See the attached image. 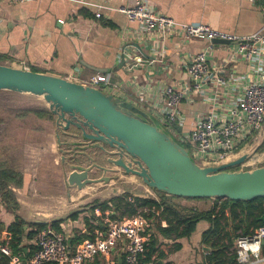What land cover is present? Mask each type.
Masks as SVG:
<instances>
[{"label": "crops", "instance_id": "1", "mask_svg": "<svg viewBox=\"0 0 264 264\" xmlns=\"http://www.w3.org/2000/svg\"><path fill=\"white\" fill-rule=\"evenodd\" d=\"M137 1L182 23H204L240 36L252 35L264 27V0L257 3L249 0H33L22 3L0 0V61L65 78L78 70L79 77H89L98 72L93 69L97 67L118 84L116 95L134 103L140 102L137 94L140 86L187 82L186 65L193 55L209 46L207 40H185L182 34L164 36L159 31H152L148 38L137 39L138 24L129 21L123 13L103 8V15L96 16L99 4L119 7ZM123 53H137L143 62L132 68L126 62L122 64ZM209 63L212 67L224 65V75L234 70L243 81L251 78L250 66L244 60H236L229 43L215 44L209 52ZM241 84V81L234 85L208 81L206 95L218 89L222 92L221 100L229 103L238 99ZM206 95L191 93L181 103L180 109L185 115L183 130H193L203 115L216 110L217 105L207 101ZM13 96L19 100L11 101ZM0 99H6L5 107L14 113L4 115L0 110V163L19 172L22 182L20 185L9 184L17 199L16 208L8 207L0 194V242L9 240L8 228L17 216L28 223L25 229L29 230L34 229L32 223L62 219V234L70 248L75 249L80 236L84 240L91 236V228L85 219L91 217L89 207L95 200H110L124 193L159 199L156 189L134 175L126 176L122 184L112 180L86 185L82 189L70 186L67 178L71 169L67 163L74 152L69 143L76 141L61 134L63 144L59 145L56 117L37 113L49 110L48 103L43 97L9 90H0ZM157 101L162 103L160 98L155 103ZM14 127L17 133L7 139L15 131ZM247 142L241 153L245 152ZM262 153L255 151L254 155ZM222 199L225 198H181L176 201L185 207L205 211L213 209L217 203L220 205ZM75 211H79V217L70 218ZM96 215H101L100 210H96ZM228 216L229 211L226 212ZM90 221L96 225L95 221ZM153 222L150 232L157 234V252L153 258L158 259L163 253L160 264H207L213 240L207 244L203 233L212 227L209 221L201 220L189 237L181 238L164 236L157 231V226L168 225L166 220L154 219ZM234 223L230 219L228 224L223 220L222 236L240 234L247 229L246 224L235 229ZM46 230L56 231L50 225ZM93 230L96 235L100 231ZM105 230L103 228L102 232ZM25 244L37 247L35 238L25 240ZM117 263L126 264L123 244L114 249L111 256H98L84 264ZM256 264H264V261Z\"/></svg>", "mask_w": 264, "mask_h": 264}, {"label": "built area", "instance_id": "2", "mask_svg": "<svg viewBox=\"0 0 264 264\" xmlns=\"http://www.w3.org/2000/svg\"><path fill=\"white\" fill-rule=\"evenodd\" d=\"M13 1L22 3L33 0ZM249 1L257 3L260 0ZM97 6L96 16L98 18L103 15L101 9L108 8L123 13L129 21L137 23V39L148 38L152 31H159L164 36L178 33L182 34L185 40L201 39L210 43L207 48L193 55L186 65L187 82H166L155 87L140 86L137 88L140 102L136 104L164 124L189 149L199 165H217L230 160L233 156H239L243 144L255 133L262 131L264 128V27L252 35L240 36L204 23H182L142 1L119 7H107L102 4ZM215 39L229 41L236 60H244L250 66L251 78L243 81L235 75L234 70L229 75H224L222 74L226 72L222 69L224 65L219 67L210 65L209 52L217 44L214 42ZM123 57L131 68L143 62L142 56L137 53L127 55L123 53ZM78 72L79 70L70 77L71 80L113 94L117 92L118 84L112 82L108 74L95 72L89 77H79ZM208 81H216L221 85L229 83L234 85L241 81L242 84L238 88L241 94L237 100L224 103L221 100L222 92L218 89L214 90L211 95H206ZM191 93L206 95L207 101L217 105V108L203 115L198 120L196 128L186 131L182 128L185 115L180 105L189 98ZM159 98L162 103L158 101L155 103ZM261 165H264V152L260 155H252L239 167L240 169H251ZM106 221L108 224L105 233L98 231L94 239L83 240L75 249L70 248L64 234L49 230L39 231L35 236L38 249L26 263H22L17 255L12 256L8 245L2 246L1 250L11 256L13 264H42L45 262L84 264L98 256H111L113 250L123 244L126 264H144L143 257L151 236V222L141 213L122 220L107 219ZM234 248L238 264L263 262L264 227L255 229L249 235L238 237Z\"/></svg>", "mask_w": 264, "mask_h": 264}, {"label": "water", "instance_id": "3", "mask_svg": "<svg viewBox=\"0 0 264 264\" xmlns=\"http://www.w3.org/2000/svg\"><path fill=\"white\" fill-rule=\"evenodd\" d=\"M214 42L229 43L224 39ZM93 69L102 72L100 68ZM0 90L43 97L56 117L59 145L63 144L61 134L77 140V154L67 163L71 169L67 182L72 187L82 189L112 180L122 184L126 176L134 175L149 187L172 196L234 201L264 197V165L233 170L253 152L245 151L217 165L201 166L155 116L116 94L2 62Z\"/></svg>", "mask_w": 264, "mask_h": 264}, {"label": "trees", "instance_id": "4", "mask_svg": "<svg viewBox=\"0 0 264 264\" xmlns=\"http://www.w3.org/2000/svg\"><path fill=\"white\" fill-rule=\"evenodd\" d=\"M263 1V0H261ZM1 62V61H0ZM34 71H39L35 68H31ZM41 116L53 117L49 110L37 111ZM2 121L0 119V125ZM258 152H264V138L261 144L257 147ZM0 163V194L2 201L10 208H16L18 206L17 199L14 191L9 188L10 183L20 185L21 174L17 171H13L9 168H5ZM240 167H235L233 170H238ZM159 193V199L152 197L136 196L132 193H124L111 198L110 200L100 201L95 200L89 207V211L92 212L91 217L85 219L86 224L90 226L91 236L89 239H94L96 234L93 228H97L103 231V227L107 226V219L109 220H122L126 217H131L135 214H143L151 223L155 219L166 220L168 225L162 227L157 226L156 229L159 233L166 236L176 237H189L196 229L197 224L201 220H207L212 224L209 230L203 233V239L207 244L213 240L212 250L207 256V264H238L237 256L235 252V240L240 236L249 235L254 232L255 229L264 227V197L255 198L249 201H234L228 198L222 199V203L215 205L211 210L201 211L194 208H189L181 205L176 199H204L193 197H180L168 195L162 191ZM219 200L220 198H216ZM219 206V208H218ZM96 210H100L101 215H96ZM229 211V216L226 217V212ZM159 213V214H158ZM72 219L79 217V211H75L69 215ZM235 222V229L241 228L242 224L247 225V229L240 234L229 235L224 234L222 236V227L224 226L223 220L228 224V220ZM90 220L96 222L91 223ZM63 220H56L51 223L39 222L32 223L33 230L25 229L28 223L21 217L17 216L16 220L10 224L8 231L10 238L7 241L0 242V264H12L11 256L5 254L1 247L8 245L12 251V256H19L24 262H27L38 249L35 245H26L25 240L35 238L39 231L46 230L49 225L56 229L57 232L62 233L60 226ZM156 233H151L150 239L147 243V250L143 257L144 264H160V258H163V253L158 259L153 258V255L157 252V237ZM80 242L84 239L80 236L78 238ZM42 264H57L54 262H45ZM119 264V263H117Z\"/></svg>", "mask_w": 264, "mask_h": 264}, {"label": "rangeland", "instance_id": "5", "mask_svg": "<svg viewBox=\"0 0 264 264\" xmlns=\"http://www.w3.org/2000/svg\"><path fill=\"white\" fill-rule=\"evenodd\" d=\"M19 98H16V96H13V98H11V101H18ZM7 103L6 99H0V110H2V112L4 113V115H8L10 112V115H13V111L12 110H9L5 107V104ZM15 131L13 132V134H9L7 136V139H10L11 137L14 136V134L17 133L16 131V127H14ZM263 130L264 128L262 129L261 132H257L255 133L247 142V147H246V150L245 151H251L253 152V154H255V150L256 148L261 144L263 138H264V133H263ZM10 133V132H9ZM263 133V134H262ZM7 139H6V142H7ZM12 139V138H11ZM260 153V152H259Z\"/></svg>", "mask_w": 264, "mask_h": 264}, {"label": "flooded vegetation", "instance_id": "6", "mask_svg": "<svg viewBox=\"0 0 264 264\" xmlns=\"http://www.w3.org/2000/svg\"><path fill=\"white\" fill-rule=\"evenodd\" d=\"M75 141H77V140H75ZM70 145H71V144H70ZM72 147H73V152H74L73 155H74V154H77L76 152L78 151V147L76 146V144L74 143V144L72 145ZM72 147H71V148H72ZM71 148H70V149H71Z\"/></svg>", "mask_w": 264, "mask_h": 264}]
</instances>
